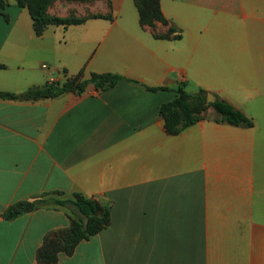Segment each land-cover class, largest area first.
Listing matches in <instances>:
<instances>
[{"label":"crops","instance_id":"1","mask_svg":"<svg viewBox=\"0 0 264 264\" xmlns=\"http://www.w3.org/2000/svg\"><path fill=\"white\" fill-rule=\"evenodd\" d=\"M6 1L0 92L81 71L123 79L36 102L0 99V264H39L44 237L70 228L58 208L2 217L57 191L111 208L110 225L57 264H264V0H160L162 29L180 34L168 39L141 26L135 0H107L112 19L40 36L29 9ZM180 88L231 103L253 127L218 124L210 107L170 135L160 109Z\"/></svg>","mask_w":264,"mask_h":264},{"label":"trees","instance_id":"2","mask_svg":"<svg viewBox=\"0 0 264 264\" xmlns=\"http://www.w3.org/2000/svg\"><path fill=\"white\" fill-rule=\"evenodd\" d=\"M51 0H16L17 4L27 7L33 20V27L37 35H42L49 26H72L86 22L88 19L105 16H94L82 20L49 19L45 15L47 3ZM139 9L140 23L143 28H153L157 22L168 24L160 9V0H135ZM7 5L6 0H0V8ZM112 19V16H106ZM175 28H170L166 35L154 34L155 38L168 39L180 38ZM177 33V34H176ZM0 67H2L0 65ZM123 77L118 74H92L89 79H83V72L61 83L52 81L42 87H32L21 93L0 92V99L36 102L44 99L59 97L65 93H83L89 85L97 90L114 88ZM149 91L168 90L166 88H150ZM178 97L165 103L160 113L165 122L166 131L170 135H177L188 127L206 119L207 110L212 107L215 111L213 121L218 124L235 127L251 128L254 123L243 111L235 108L231 103L217 99L214 103H208L206 92L191 94L180 88ZM97 200L87 198L80 193L66 196L57 191L46 193L31 200L21 201L11 205L2 215L5 220L11 221L17 217L41 209H63L70 219V228L49 232L43 240L42 246L37 251L39 264H57L60 254L71 256L76 247L83 241H88L105 230L111 222L110 206H102L99 214L96 210Z\"/></svg>","mask_w":264,"mask_h":264},{"label":"rangeland","instance_id":"3","mask_svg":"<svg viewBox=\"0 0 264 264\" xmlns=\"http://www.w3.org/2000/svg\"><path fill=\"white\" fill-rule=\"evenodd\" d=\"M110 13V3L107 0H51L45 8L47 18L59 20H82L94 16H107ZM162 22H157L150 29L154 34L166 35L167 32L162 29Z\"/></svg>","mask_w":264,"mask_h":264},{"label":"water","instance_id":"4","mask_svg":"<svg viewBox=\"0 0 264 264\" xmlns=\"http://www.w3.org/2000/svg\"><path fill=\"white\" fill-rule=\"evenodd\" d=\"M210 98H212V100ZM215 101H216L215 97L213 95L209 94L207 97V102L208 103H214ZM96 210L99 214L102 212V208H101V205L99 203H96Z\"/></svg>","mask_w":264,"mask_h":264}]
</instances>
